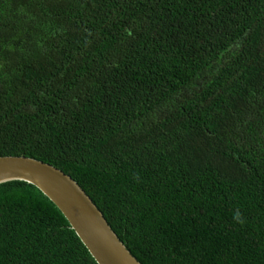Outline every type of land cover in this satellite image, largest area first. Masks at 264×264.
Listing matches in <instances>:
<instances>
[{
	"label": "trees",
	"instance_id": "obj_1",
	"mask_svg": "<svg viewBox=\"0 0 264 264\" xmlns=\"http://www.w3.org/2000/svg\"><path fill=\"white\" fill-rule=\"evenodd\" d=\"M0 156L71 175L143 264H264V0H0ZM0 264H98L0 184Z\"/></svg>",
	"mask_w": 264,
	"mask_h": 264
},
{
	"label": "water",
	"instance_id": "obj_2",
	"mask_svg": "<svg viewBox=\"0 0 264 264\" xmlns=\"http://www.w3.org/2000/svg\"><path fill=\"white\" fill-rule=\"evenodd\" d=\"M22 180L38 187L68 219L98 264H143L71 175L27 156H0V184Z\"/></svg>",
	"mask_w": 264,
	"mask_h": 264
}]
</instances>
